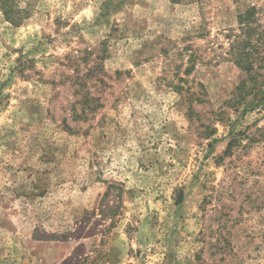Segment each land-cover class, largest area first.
<instances>
[{
  "label": "rangeland",
  "instance_id": "rangeland-1",
  "mask_svg": "<svg viewBox=\"0 0 264 264\" xmlns=\"http://www.w3.org/2000/svg\"><path fill=\"white\" fill-rule=\"evenodd\" d=\"M3 1L0 264H264V0Z\"/></svg>",
  "mask_w": 264,
  "mask_h": 264
},
{
  "label": "trees",
  "instance_id": "trees-1",
  "mask_svg": "<svg viewBox=\"0 0 264 264\" xmlns=\"http://www.w3.org/2000/svg\"><path fill=\"white\" fill-rule=\"evenodd\" d=\"M0 9H2L7 15V17L11 18L14 15V9L10 8L9 6L6 5V2L3 0H0ZM241 19V18H240ZM243 20V21H242ZM241 23L245 22L246 25H249L250 21L249 20H240ZM252 30L249 28V26L244 30V34H252ZM251 38V37H250ZM250 38L247 40L246 44H244L239 50L236 51L234 54V61L235 64L247 75V79L243 81L239 88L243 90L244 95H249L253 93V91L259 89L260 87H264V81H261L259 84L256 82V78L260 77L261 74L257 73V69H260L262 66V63H264V42L262 41V36H258L256 42L254 44H251ZM251 45L252 51L249 50V46ZM232 50H236L238 48L237 46L234 45L231 47ZM262 52V55L260 54ZM251 57H253V60H251ZM260 61L261 63L259 64L258 68H253L252 63L255 61ZM248 82L249 84L252 83L251 85L246 84Z\"/></svg>",
  "mask_w": 264,
  "mask_h": 264
}]
</instances>
